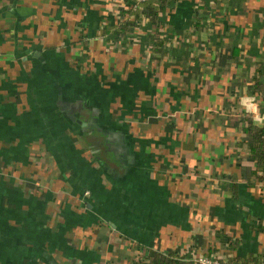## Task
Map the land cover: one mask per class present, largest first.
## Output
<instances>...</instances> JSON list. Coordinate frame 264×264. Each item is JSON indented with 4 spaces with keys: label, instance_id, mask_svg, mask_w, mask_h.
Returning a JSON list of instances; mask_svg holds the SVG:
<instances>
[{
    "label": "crops",
    "instance_id": "1",
    "mask_svg": "<svg viewBox=\"0 0 264 264\" xmlns=\"http://www.w3.org/2000/svg\"><path fill=\"white\" fill-rule=\"evenodd\" d=\"M226 1L171 3L152 53L104 31L124 0H0V264L264 254V0Z\"/></svg>",
    "mask_w": 264,
    "mask_h": 264
},
{
    "label": "trees",
    "instance_id": "2",
    "mask_svg": "<svg viewBox=\"0 0 264 264\" xmlns=\"http://www.w3.org/2000/svg\"><path fill=\"white\" fill-rule=\"evenodd\" d=\"M131 0H124L125 9H123V14L126 15L125 20L117 25L108 26L106 25L104 31L113 30L122 35L128 34V32L139 28L138 38H140L141 48H144V45L149 47L152 53L159 52L162 49V42L165 41L163 38H156L152 34V30H161L160 32H165L163 30V17L164 11L167 9L171 3L178 0H149L138 5L135 9L130 6ZM225 2L226 0H198L199 4L195 8L194 13V23L190 27H202L204 22H201L203 14L209 10L210 6L216 2ZM227 2V1H226ZM189 27V26H188ZM145 32V36H141V33ZM137 34V33H135ZM140 35V37H139ZM136 38L134 36L133 40ZM149 39L159 40L158 43H150ZM144 50V49H143ZM157 56H151L150 59H154ZM253 91L260 95L263 100L262 109L264 112V63H259L255 69V74L253 77L252 84ZM246 127H245V139L247 151L250 157L255 163V168L252 172L253 176L264 189V119L257 120L252 116H247L246 118ZM235 245H230L229 248L233 249ZM221 261L230 263V264H261L264 262V254H260L255 257L250 255L238 259V261H232L228 259H221ZM137 264H194L192 259L185 257H178L172 253H163L155 251L150 254L146 259L140 260Z\"/></svg>",
    "mask_w": 264,
    "mask_h": 264
},
{
    "label": "built area",
    "instance_id": "3",
    "mask_svg": "<svg viewBox=\"0 0 264 264\" xmlns=\"http://www.w3.org/2000/svg\"><path fill=\"white\" fill-rule=\"evenodd\" d=\"M147 1H149V0H131L130 6L135 9L136 7H138L139 4H141L143 2H147ZM262 119H264V116L259 117V120H262ZM192 261L194 262V264H230V263H226V262L221 261V259H219V258L206 256V255L194 258V259H192ZM236 264H241V263H236ZM261 264H264V262Z\"/></svg>",
    "mask_w": 264,
    "mask_h": 264
},
{
    "label": "water",
    "instance_id": "4",
    "mask_svg": "<svg viewBox=\"0 0 264 264\" xmlns=\"http://www.w3.org/2000/svg\"><path fill=\"white\" fill-rule=\"evenodd\" d=\"M78 123L82 124V125H86L85 122H81L80 120L77 121Z\"/></svg>",
    "mask_w": 264,
    "mask_h": 264
}]
</instances>
